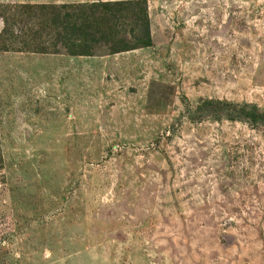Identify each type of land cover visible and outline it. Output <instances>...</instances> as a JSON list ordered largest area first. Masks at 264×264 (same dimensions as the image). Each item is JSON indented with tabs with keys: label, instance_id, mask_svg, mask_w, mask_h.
<instances>
[{
	"label": "rangeland",
	"instance_id": "obj_1",
	"mask_svg": "<svg viewBox=\"0 0 264 264\" xmlns=\"http://www.w3.org/2000/svg\"><path fill=\"white\" fill-rule=\"evenodd\" d=\"M0 264H264V0H0Z\"/></svg>",
	"mask_w": 264,
	"mask_h": 264
},
{
	"label": "trees",
	"instance_id": "obj_2",
	"mask_svg": "<svg viewBox=\"0 0 264 264\" xmlns=\"http://www.w3.org/2000/svg\"><path fill=\"white\" fill-rule=\"evenodd\" d=\"M49 6V5H48ZM62 7V6H60ZM23 10L27 11L26 14L29 16L31 13H34L35 10H37L38 7L36 6H32V5H23L21 7ZM41 8L45 9L47 8V5H43L41 6ZM64 9L67 8L66 6L63 7ZM80 8V7H79ZM79 11V12H78ZM146 12V10H145ZM81 13V15L79 14ZM60 15H62L63 19L61 21V23H58V25L62 28L63 33H62V38L67 39V42H69L66 46L67 50L70 49L71 51L69 52L72 55H84L86 53V51L82 50V51H78L77 48L80 42L82 41V38L84 39V42L90 44V42H94L95 40H92L91 36L88 34V32H86L89 27L86 29L87 27V23H86V18H84V15L82 14V12L80 11V9L77 10V13L73 14L71 12H67L66 14L63 15V13H61ZM83 33L82 36H79L78 33ZM149 34V33H148ZM150 41V40H149ZM93 44V43H92ZM43 53L48 52L46 49L42 51ZM251 115V120L252 121H257V115L258 112L253 110L252 112H249L248 114L246 113V115L250 116Z\"/></svg>",
	"mask_w": 264,
	"mask_h": 264
}]
</instances>
